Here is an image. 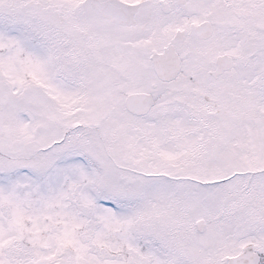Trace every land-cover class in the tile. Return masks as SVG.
I'll return each instance as SVG.
<instances>
[{
    "label": "snow or ice",
    "instance_id": "obj_1",
    "mask_svg": "<svg viewBox=\"0 0 264 264\" xmlns=\"http://www.w3.org/2000/svg\"><path fill=\"white\" fill-rule=\"evenodd\" d=\"M0 264H264V0H0Z\"/></svg>",
    "mask_w": 264,
    "mask_h": 264
}]
</instances>
